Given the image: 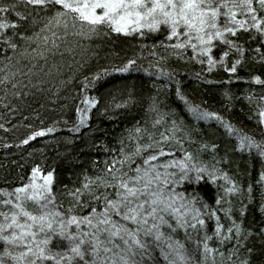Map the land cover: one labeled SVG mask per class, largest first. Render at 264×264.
<instances>
[{"label": "trees", "instance_id": "obj_1", "mask_svg": "<svg viewBox=\"0 0 264 264\" xmlns=\"http://www.w3.org/2000/svg\"><path fill=\"white\" fill-rule=\"evenodd\" d=\"M54 14L55 10L41 13L37 23L27 31L24 27L18 28L15 50L0 44V201L10 198L15 202V189L26 186L32 170L39 167L43 175L52 172V192L63 209L72 207L75 213L87 215L92 204H96L99 210L100 202H88L87 197L82 200L88 203L87 207H74L75 201L69 192L82 187L86 176L106 175L114 161L134 151L135 137L139 136L141 144L151 143L154 149L171 150L177 157H182L185 150L191 152L209 171L227 173L236 182L241 191L230 196L225 195L224 189L229 185L223 179L212 183L207 176L199 183H185L177 191L187 197L195 195L209 205L225 228L230 224L225 217L226 209H231L232 219L241 223L239 244L235 237L224 245L215 236L208 241L210 247L225 253L223 262L216 255V264H241L249 258V249L251 264H264V181L258 182L264 172V158L255 151L251 154L240 151L237 135L227 132L215 117L197 120L189 110L198 107L215 113L241 133L257 141L264 140V124L258 122L257 114V106H264V100L260 99L264 96V85L252 82L256 76L264 80V61L255 51L259 48L264 52L260 34L250 28L230 36L244 49L235 73L226 70L239 58L234 49L229 51L223 64L217 63L209 71L206 63L191 58L190 49L186 55L178 56L162 46L174 42L166 40L165 26L144 37L124 36L104 26L90 32L86 25L81 31L79 22L72 27V14H69L67 28L55 24L45 27L47 17ZM259 15L264 17V11ZM9 19L17 20L14 14ZM224 19L221 17V22ZM237 19L252 23L250 17L241 14ZM21 35L30 39L22 40ZM216 43L218 46L212 55L219 61L227 46ZM131 60L136 63L129 71H116ZM97 75L101 78L96 79ZM85 99L94 100L95 106L83 103ZM85 113L87 118L81 125L80 119ZM157 120L160 122L156 123ZM50 128L53 131L48 133ZM137 128L142 131L136 133ZM41 131L47 134L30 139ZM26 139L29 142L24 144ZM135 159L132 168L140 162L139 157ZM120 168L117 164L114 169L117 175ZM123 171H129L127 163ZM249 186L251 193L247 191ZM107 191L112 193L114 189ZM4 193L12 195L7 197ZM27 206L30 210L36 209L32 201ZM10 209L11 205L0 203V212ZM205 221L206 229L198 226L199 235L192 229L188 236L183 229L173 233L197 262L201 255L196 241L202 239L205 231L213 235L215 230V217L205 216ZM49 246L54 251H66L68 243L55 238ZM3 248L0 243V253ZM234 248L238 256L229 262L228 253ZM145 264L166 262L156 249ZM207 264H212L211 259Z\"/></svg>", "mask_w": 264, "mask_h": 264}, {"label": "snow or ice", "instance_id": "obj_2", "mask_svg": "<svg viewBox=\"0 0 264 264\" xmlns=\"http://www.w3.org/2000/svg\"><path fill=\"white\" fill-rule=\"evenodd\" d=\"M52 10H55V14L47 17L45 27L55 24L67 28L69 22L66 17L69 14H72V27L79 22L81 31L86 25L90 32H97L104 26L124 36L138 34L144 37L146 33H157L161 26H165L166 40L174 42L162 46L178 56L186 55L190 49L191 58L201 64L206 63L209 71L217 63L223 64L233 49L239 53V58L226 70L232 73L237 71L244 49L230 36H236L238 31L246 32L254 28L264 39V17L259 15L264 11V0H0V44L15 50L17 44L14 41L19 35L17 29L24 27L27 31L37 23L41 13H51ZM10 14H14L17 20L9 19ZM238 14L250 17L251 25L247 19H237ZM221 17L225 18L222 22ZM9 29L12 30L11 34ZM20 39L30 38L21 35ZM216 42L227 46V50H222L219 61L212 55L213 49L218 46ZM255 51L264 61V52L259 48ZM135 63V60H131L116 71L127 72ZM100 78L97 75L96 79ZM252 82L264 85V80L259 76L254 77ZM181 99L184 97L181 96ZM248 99L251 101L252 97ZM260 99L264 100V96ZM82 102L89 103L90 107L96 103L87 99ZM257 108L258 122L264 124V106L258 105ZM189 110L197 120L215 117L224 124L227 132L237 135L240 151L249 154L255 151L264 158V140L257 141L241 133L215 113L201 111L198 107H190ZM86 118L85 113L80 119L81 125ZM52 131L51 128L47 130L48 133ZM135 131L140 133L142 130L137 128ZM46 134L44 131L37 132L30 139ZM135 139L134 151L125 155L124 159L114 161L107 168L106 175L95 178L86 176L82 187L69 192L75 201L74 207H87V202L82 203L84 197L88 198V202H100L99 210L96 204H92L87 215L75 213L72 207L63 209L62 205L57 204L52 192V172L43 175L39 167L34 168L30 182L15 189V202L10 198L0 201L4 205H11L8 212H0V243L4 245L0 264H145L146 258L152 259L156 249H159L166 264H207L209 259L216 264L217 254L223 262L225 253L219 248L210 247L208 241L215 236L219 244L224 245L235 237L239 244L241 223L232 219L231 209H226L225 217L230 224L225 228L209 205L197 196L187 197L177 189L185 183H199L207 176L212 183L223 179L229 185L224 189L225 195L230 196L241 191L236 182L227 173L209 171L206 165L197 162L191 152L185 150L182 157H177L171 150L154 149L151 143L141 144L139 141L142 137ZM165 139L170 140L171 137ZM28 142L27 139L23 141L24 144ZM121 151L123 154V149ZM136 157L140 158V162L132 168ZM161 157L169 159L161 160ZM125 163L129 165L128 172L123 171ZM117 164L121 166L117 170L118 175L114 172ZM37 180L43 182L37 183ZM262 181L264 172L258 182ZM101 188L103 192L99 191ZM108 188H113L114 192L109 193ZM247 191L252 192L251 186ZM4 195L11 197L12 193ZM28 201L36 205L35 210L28 208ZM216 203L220 204L219 198ZM205 216L215 217V230L213 235L205 231L202 239L196 241L201 255V260L197 262L185 244L174 238L173 233L183 229L188 236L189 229L197 231L198 226L206 229ZM55 238L67 241L66 251H54L49 246ZM248 251L249 258L241 261V264H251V249ZM234 256H238L235 248L228 253L227 261L231 262Z\"/></svg>", "mask_w": 264, "mask_h": 264}]
</instances>
